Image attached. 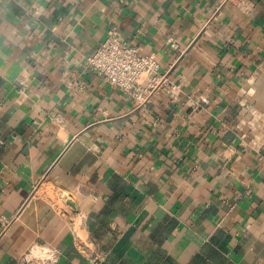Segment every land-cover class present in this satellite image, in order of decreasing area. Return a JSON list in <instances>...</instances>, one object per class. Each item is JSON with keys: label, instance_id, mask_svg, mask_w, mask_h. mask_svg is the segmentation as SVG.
I'll return each instance as SVG.
<instances>
[{"label": "crops", "instance_id": "0c3cea01", "mask_svg": "<svg viewBox=\"0 0 264 264\" xmlns=\"http://www.w3.org/2000/svg\"><path fill=\"white\" fill-rule=\"evenodd\" d=\"M112 29L176 95L93 71ZM33 248L264 264V0H0V264Z\"/></svg>", "mask_w": 264, "mask_h": 264}, {"label": "built area", "instance_id": "2783aa9c", "mask_svg": "<svg viewBox=\"0 0 264 264\" xmlns=\"http://www.w3.org/2000/svg\"><path fill=\"white\" fill-rule=\"evenodd\" d=\"M88 64L95 73L128 94L139 106L150 103L164 89H170L176 95L177 87L170 85L167 74L160 72L156 58L140 54L137 48L122 41L115 29L109 31L96 53L88 58ZM25 264H52V259L45 252L38 255L33 248L26 256Z\"/></svg>", "mask_w": 264, "mask_h": 264}, {"label": "water", "instance_id": "95a60500", "mask_svg": "<svg viewBox=\"0 0 264 264\" xmlns=\"http://www.w3.org/2000/svg\"><path fill=\"white\" fill-rule=\"evenodd\" d=\"M63 198H64L65 202L69 206L72 207V209H74V210H77L78 209L76 203L74 202V200L71 197H69L68 195H64Z\"/></svg>", "mask_w": 264, "mask_h": 264}]
</instances>
